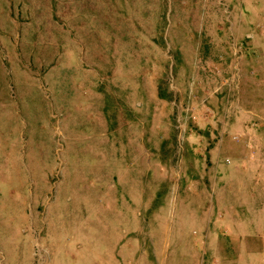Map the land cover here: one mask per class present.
Returning a JSON list of instances; mask_svg holds the SVG:
<instances>
[{
	"label": "rangeland",
	"instance_id": "1",
	"mask_svg": "<svg viewBox=\"0 0 264 264\" xmlns=\"http://www.w3.org/2000/svg\"><path fill=\"white\" fill-rule=\"evenodd\" d=\"M1 183L0 264H264V0H0Z\"/></svg>",
	"mask_w": 264,
	"mask_h": 264
},
{
	"label": "crops",
	"instance_id": "2",
	"mask_svg": "<svg viewBox=\"0 0 264 264\" xmlns=\"http://www.w3.org/2000/svg\"><path fill=\"white\" fill-rule=\"evenodd\" d=\"M209 146V145H208ZM208 149V147L206 146V150ZM217 154L215 152H212V150L210 151V157L211 160L209 161V163H207V165L204 166L203 169H199L198 171H201L200 173H202L203 175H200V179H192L194 182H196L195 187H202V184L200 182L205 181L208 184V187L205 188H209L211 186V183H214V188H217V182L218 180L215 178H213V173L216 172V168L213 165V162L215 163V159H216ZM193 163L191 160L188 161V165L193 166ZM215 165L217 166V163H215ZM199 173V172H198ZM209 173V180L208 178L205 177V175ZM219 217H221L220 215H218ZM98 229H102L98 226ZM97 230V229H96ZM105 230V229H104ZM84 233H86V235L89 237L87 244L83 247V249H81V246H79L76 249L77 254L79 255V258L84 261L85 263H89V262H97V264H119V261L121 260V258H124V261L126 262V264L131 263V259H133V257L136 254H141L140 259L144 258V264H155V261H157L156 257L153 256L152 254L147 255V252L152 253L153 250H151V248L147 249V251L145 253H143V248L142 246H138V249L136 250L137 252H132L133 250V243H132V238L131 236H133V231H130V233L128 234V237L130 238V240L128 241V243L126 244V247H122L121 248V242H117L115 241L116 239H118V237H115L114 235H112L110 232H93L94 236H93V241L98 240L100 247L102 248V250H95L93 247L94 245H92L93 243L91 242V238L92 237V232L89 231H84ZM97 234V235H96ZM139 244V242H137ZM119 246V247H118ZM146 247V246H145ZM118 248V251H117ZM93 249V250H91ZM132 252V253H131ZM131 253V254H130ZM85 255V257L83 256ZM127 261H126V260Z\"/></svg>",
	"mask_w": 264,
	"mask_h": 264
},
{
	"label": "bare ground",
	"instance_id": "3",
	"mask_svg": "<svg viewBox=\"0 0 264 264\" xmlns=\"http://www.w3.org/2000/svg\"><path fill=\"white\" fill-rule=\"evenodd\" d=\"M18 160H19V159H18ZM8 162H9V161H8ZM17 162H18V161L16 160V162H13V163H16V164H17ZM4 165H5V164H4ZM15 166H16V165H15ZM17 167H18V165H17ZM19 167H20V166H19ZM22 167H23V165H22ZM2 168H4V167L2 166ZM1 170H2V169H1ZM30 170H31V169H30ZM13 171H14V170H13ZM28 171H29V170H28ZM7 172H9V171H7ZM10 172H11V171H10ZM1 173H2V172H1ZM22 173H23V171H22ZM50 173H51V172H50ZM11 175H13V174H11ZM11 175H10V176H11ZM22 175H23V174H22ZM22 175H21V178H22L21 181L23 180V177H24V176L22 177ZM97 176H98V175H97ZM7 177H8V175H7ZM7 177H6V178H7ZM31 177H32V176H31ZM100 177H101V176H100ZM100 177H99V178H100ZM15 178H16V177H15ZM38 178H39V177H38ZM103 180H104V179H103ZM1 181H2V180H1ZM28 181H29V180H28ZM104 181H105V180H104ZM8 182H10V181L8 180ZM36 182H37V181H36ZM39 182H40V181H39ZM37 183H38V182H37ZM28 184H29V183H28ZM3 186H4V185H3ZM3 186H2V183H1L0 188L3 187ZM13 187H15V185H14ZM28 187H29V186H28ZM33 188H34V187H33ZM45 188H46V187H45ZM35 189H36V188H35ZM8 190H9V189H8ZM10 190H12V189H10ZM27 190H28V189H27ZM27 190L25 189L24 192H26ZM42 190H43V189H42ZM48 190H49V189H48ZM14 191H15V190H14ZM2 192H3V191H2ZM28 192H29V191H28ZM28 192H26V196H27V193H28ZM31 192H32V191H31ZM40 192H41V191H40ZM56 192H57V190H56ZM59 192H60V191H59ZM15 193H16V191H15ZM109 193H110V192H109ZM6 194H7V193H6ZM8 194H9V193H8ZM37 194H38V193H37ZM56 194H57V193H56ZM23 195H24V194H23ZM39 195H40V194H39ZM39 195H38V197H39ZM42 195H43V194H42ZM42 195H41V196H42ZM59 195L61 196V193H60ZM68 195H69V194H68ZM5 196H6V195H5ZM7 197H9V196H7ZM7 197H6V199H7ZM33 197H34V196H33ZM57 197H58V196H57ZM29 198H30V197H29ZM61 198H62V197H61ZM61 198H60V199H61ZM9 199H10V198H9ZM9 199H8V200H9ZM48 200H49V199H48ZM4 201H5V200H4ZM104 201H105V200H104ZM106 201H107V198H106ZM108 201H109V200H108ZM110 201H111V199H110ZM110 201H109V204H110ZM8 203H9V202H8ZM25 203H26V202H25ZM62 203H63V201H62ZM104 203H105V202H104ZM25 205H26V204H25ZM52 205H53V204H52ZM52 205H51V206H52ZM61 205H62V204H61ZM106 205H107V204H106ZM6 206H7V205H6ZM8 206H9V205H8ZM88 206H89V205H88ZM9 207H10V206H9ZM17 207H19V206H17ZM22 207H23V206H22ZM1 208H3V207H1ZM4 208H5V207H4ZM6 208H8V207H6ZM23 208H25V207H23ZM69 208H70V207H69ZM19 209H20V208H19ZM110 209H111V208H110ZM4 210H5V209H4ZM24 210H25V209H24ZM0 211H1V210H0ZM22 211H23V210H22ZM107 211H108V210H107ZM14 212H15V211H14ZM63 212H64V211H63ZM1 213H3V211H2ZM8 213H9V212H8ZM17 213H18V212H17ZM103 213H105V212H103ZM22 214H23V213H22ZM9 215H10V214H9ZM13 215H14V214H13ZM20 215H21V214H20ZM71 215H72V214H71ZM0 216H1V215H0ZM64 216H65V215H64ZM103 216H104V215H103ZM2 217H3V216H2ZM2 217H1V218H2ZM13 217H15V216H13ZM34 217H36V216H34ZM53 217H54V216H53ZM53 217H52V218H53ZM78 217H79V216H78ZM78 217H77V218H78ZM9 218H10V217H9ZM23 218H24V220L27 221V219H25V217H23ZM63 218H64V217H63ZM77 218H76V219H77ZM80 218H81V217H80ZM2 219H3V218H2ZM6 219L8 220L7 217H6ZM67 219H68V217H67ZM24 220H23V221H24ZM43 220H44V219H43ZM48 220H49V219H48ZM58 220L60 221V219H58ZM9 221H10V220H9ZM9 221H8V222H9ZM1 222H2V221H1ZM8 222H7V223H8ZM35 222H36V221H35ZM73 222H74V221H73ZM73 222H72V223H73ZM74 223H75V222H74ZM74 223H73V224H74ZM67 225H68V224H67ZM71 225H72V224H71ZM6 226H8V225H6ZM9 226H10V224H9ZM98 226H99V225H98ZM10 227H11V226H10ZM56 227H57V226H56ZM59 227H60V226H59ZM65 227H66V223H65ZM2 228H3V227H2ZM6 228H7V227H6ZM6 228H3V229H6ZM48 229H49V228H48ZM0 230H1V229H0ZM66 230H67V229H66ZM15 231H16V230H15ZM29 231H30V230H29ZM5 232H6V231H5ZM5 232H4V233H5ZM12 232H13V231H12ZM69 232H70V231H69ZM30 233H31V232H30ZM30 233H29V234H30ZM48 233H49V231H48ZM63 233H64V232H63ZM15 234H16V233H15ZM19 234H20V233H19ZM61 234H62V233H61ZM96 235H97V234H96ZM4 236H6V235H4ZM9 236H11V235H9ZM13 236H14V235H13ZM1 237H3V236H1ZM17 237H18V236H17ZM64 237H65V236H64ZM14 238H15V237H14ZM27 238H28V237H27ZM1 239H3V238H1ZM11 240H12V239H11ZM61 240H62V239H61ZM2 241H3V240H2ZM2 241H1V242H2ZM12 241H13V240H12ZM27 241H28V240H27ZM57 241H58V240H57ZM3 243H4V242H3ZM28 243H29V242H28ZM1 245H2V244H1ZM29 258H30V257H29ZM13 262H14V261H13ZM10 263L13 264L12 261H11Z\"/></svg>",
	"mask_w": 264,
	"mask_h": 264
}]
</instances>
